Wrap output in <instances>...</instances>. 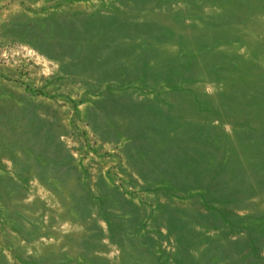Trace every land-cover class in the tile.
Here are the masks:
<instances>
[{"label": "rangeland", "instance_id": "1", "mask_svg": "<svg viewBox=\"0 0 264 264\" xmlns=\"http://www.w3.org/2000/svg\"><path fill=\"white\" fill-rule=\"evenodd\" d=\"M0 264H264V0H0Z\"/></svg>", "mask_w": 264, "mask_h": 264}]
</instances>
